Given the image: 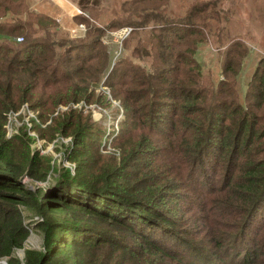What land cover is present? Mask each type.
Returning a JSON list of instances; mask_svg holds the SVG:
<instances>
[{
    "label": "trees",
    "instance_id": "1",
    "mask_svg": "<svg viewBox=\"0 0 264 264\" xmlns=\"http://www.w3.org/2000/svg\"><path fill=\"white\" fill-rule=\"evenodd\" d=\"M24 1L0 0V264H215L204 253L216 252L180 233L183 222L198 219L183 203L201 210L199 197L211 200L206 211L236 216L235 226L224 228L231 231L227 239L239 240L231 253L237 264L256 263L263 253L256 237L264 235V114L248 106L252 97L264 99V65L250 82L247 106L232 81L203 74L196 52L204 32L191 16L216 14L218 0L196 4L183 19L148 4L154 0H132L142 16L120 25L156 18L151 67L123 56L112 69L105 27L90 26L88 42L71 45L51 31L57 24L51 14L31 11L22 18ZM42 28L48 32L34 36ZM142 51L138 46L141 58ZM235 52L239 56L236 47L226 52L225 72ZM106 71L124 109L118 132L108 133L83 105H74L83 99L106 104L107 94L90 88ZM24 103L43 123L50 120L41 138L70 137L64 157L72 168H58L33 149L26 126L7 135L9 113ZM222 160L229 173L216 184ZM26 176L36 183L27 184ZM35 229L43 231V245L26 247ZM218 230L198 231L221 249ZM23 247L24 257L17 252Z\"/></svg>",
    "mask_w": 264,
    "mask_h": 264
},
{
    "label": "rangeland",
    "instance_id": "2",
    "mask_svg": "<svg viewBox=\"0 0 264 264\" xmlns=\"http://www.w3.org/2000/svg\"><path fill=\"white\" fill-rule=\"evenodd\" d=\"M202 1L207 0H154L149 1L148 4H153V6H156L158 9L162 8V12L169 18L183 19L189 16L195 5L198 3L201 4ZM22 7H24V10L19 15L24 19L31 16V11L34 13L42 11L54 16L57 24L51 31L56 34V38H65L71 45L80 42H83L82 44L87 43L90 38L87 35L90 26L105 27V33L102 39L111 55L109 69L110 67L112 69L117 60L123 56L137 65L143 64L151 67V58L152 54H154L153 40L157 34V32L153 30L154 25L157 24L154 20L156 18L152 17L147 23L141 22L142 24L138 26L129 22L120 25V23H122L121 21L125 20L126 17L134 20L142 16L139 11L134 10L135 5L132 0H25ZM216 10V14L207 15L206 18L203 19L199 16L200 14L191 16L194 17L197 28L204 32V41L199 45L196 57L206 78L210 77L214 79L215 82H219L220 80L232 81L237 92V99L247 106L249 105V103L246 104L247 94L249 88H252L250 82L258 66L264 65V0H218ZM16 16L17 14L14 13L10 14L8 17ZM45 32H48V30L42 28L38 29L33 34L34 36H41ZM27 33L20 34V37L23 38L21 40L25 39ZM238 39L243 40L245 43L243 47L234 44V41ZM138 46L140 48L142 46L143 48L141 53L142 58L138 56ZM233 47L238 49L239 56L236 55V52L234 55H230L232 67L228 72H225L223 63L225 54ZM245 47H247L246 50L248 51L240 55ZM60 49H64V47H60ZM236 56L238 59L235 61ZM108 72L109 71L103 72L104 75L102 74L99 81L92 80L93 86L90 87L93 88L92 90H95L96 93L107 94L109 100L106 101V104L97 100L92 101V103H87L83 99L74 105L79 107L83 105L85 113L90 111L93 120L97 124L105 126L107 132L110 133L111 131H119V122L121 118L124 117V109L123 106H121L120 100L115 98L111 93L112 89L106 81L108 79ZM249 102V109L264 114V99L262 100L256 96L252 97ZM259 102H261L260 106ZM67 107L68 105L65 104H60L59 106L62 110ZM37 112V110H34L30 104H28L10 114L7 122V133L9 130L13 133L18 132L22 126H26L29 135L34 138V140H32L33 149H40L42 154L51 156L52 163L58 168L64 166L72 168L73 164L71 161L64 157V150L66 144L70 141V137L60 134L51 140L41 138L40 129L46 127L50 123V120L43 123ZM257 120L260 121L261 119L258 118ZM36 124L38 125L34 129L33 126ZM106 140L108 139L104 136L103 142ZM177 144L178 141L175 140L171 143V147L176 148L175 145ZM177 159L178 157L176 161L172 163V166H176L178 162ZM241 160V158L238 159L237 164H239ZM216 169L218 172L215 174L216 179L214 183L223 184L221 176L224 174L226 176L229 173L228 162L222 160L220 164L216 165ZM24 180L27 184L32 186L36 183V181L29 176H26ZM37 183L43 184L40 181ZM196 203L202 206L201 210H199L200 207L196 204L193 205L189 201L183 203L185 206H188L187 208H191L189 213L195 212V216L198 219L194 225L191 223H182V225L186 227L181 229L183 230L180 231V233H182L181 237L184 240H191L192 237L197 240L199 239V241H202L199 243L201 248L216 252L217 254H212L210 252L204 253L206 257L214 260L215 264H237L238 258L235 259L231 252L232 247H235L236 244L239 243V240L236 241L235 238L227 239L228 233L226 232L231 231L224 230L225 227L229 229L235 226L234 221L236 220V216L230 213L226 216L218 214L213 211V208L210 209L209 212L206 211L205 209L209 207L211 200L207 202L205 199L201 200L199 197ZM192 206H194V208H192ZM36 216L42 218L41 215ZM217 227L219 228L218 232H221V234H219V241L221 244H224V247L221 249H218L215 244L210 242L211 237L205 233L207 229L212 232H217ZM199 229L205 230L203 233L207 235L206 239L204 238V240H202L201 237L203 233H199ZM256 239L258 243L255 245H257V248H261L263 253L262 257L253 264H264V235L258 234ZM42 245L43 231L35 229L29 236L25 246L41 248ZM230 246L231 249L229 250ZM17 252L20 256L24 257V247L18 248ZM239 264L245 263L241 261Z\"/></svg>",
    "mask_w": 264,
    "mask_h": 264
},
{
    "label": "built area",
    "instance_id": "3",
    "mask_svg": "<svg viewBox=\"0 0 264 264\" xmlns=\"http://www.w3.org/2000/svg\"><path fill=\"white\" fill-rule=\"evenodd\" d=\"M18 39L21 40L22 37L19 36ZM27 105H28V103H24L21 107H25V106H27ZM13 112H15V111H11V112L9 113V115L12 114ZM7 127H8V124H7ZM11 134H13V132H10V130H9L8 133H7V135H11Z\"/></svg>",
    "mask_w": 264,
    "mask_h": 264
}]
</instances>
